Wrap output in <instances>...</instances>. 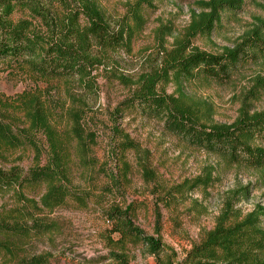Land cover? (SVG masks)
<instances>
[{
    "label": "rangeland",
    "instance_id": "1",
    "mask_svg": "<svg viewBox=\"0 0 264 264\" xmlns=\"http://www.w3.org/2000/svg\"><path fill=\"white\" fill-rule=\"evenodd\" d=\"M52 1L40 3L51 7ZM136 1L98 0L114 26L123 21L135 35L130 48L109 55L104 66L93 72V81L37 83L27 72L0 66V119L25 135L30 132L26 106L46 107L56 140L69 152V189L84 201L71 198L63 208L48 212L40 206L43 188L4 194L0 214L31 213L53 229L24 242L0 237V264L34 257L47 258L49 264H120L122 257L131 264H155L141 242L120 243V236L113 232L117 223L110 218L115 208L129 211L134 228L160 243L164 257L185 264L187 254L214 228L228 202L235 203L243 215L258 208L264 211V171L231 167L220 157L187 147L165 129L163 121L124 110L143 78L160 73L163 50L184 39L192 14L200 12L197 4L205 0H155L154 8L142 14L144 27L138 28L128 14ZM244 1L242 12L224 14L219 28L211 36L197 37L191 48L221 55L248 33H264V0ZM21 17L32 20L17 12L15 19ZM33 23L41 28L39 20ZM157 88L166 96L185 93L201 111L204 125H231L244 103L251 112L264 111V58L241 68L225 86L199 80L182 87L174 81L159 83ZM259 92L258 99L252 98ZM73 110L84 116L81 137L88 149L86 167L79 164ZM33 140L44 166L50 142L42 133ZM126 140L135 143L138 151L123 152ZM37 163L31 146L7 151L0 162L5 169L23 172ZM207 177L213 180L210 188H192Z\"/></svg>",
    "mask_w": 264,
    "mask_h": 264
},
{
    "label": "trees",
    "instance_id": "2",
    "mask_svg": "<svg viewBox=\"0 0 264 264\" xmlns=\"http://www.w3.org/2000/svg\"><path fill=\"white\" fill-rule=\"evenodd\" d=\"M52 2L49 7L41 4L40 0H0V66L27 72L37 83L93 81V72L104 66L109 55L130 48L134 30L123 21L114 26L98 0ZM154 2L137 0L129 7L128 14L137 23V28L144 27L142 14L146 8H154ZM197 6L200 12L192 14L184 39L176 40L171 50H163L160 73L144 77L140 89L123 108L127 112L163 121L165 129L187 147L220 157L231 167L264 171V111L251 112L244 103L233 124L208 127L202 123L199 108L192 106L185 93L179 92L178 96L172 97L158 92L159 83L171 81L178 87L199 80L225 86L241 68L264 58V33L258 30L248 33L234 49L221 55L192 49L193 40L199 36H211L221 25L224 14L240 13L246 3L244 0H205ZM17 12L27 14L32 20L24 17L15 19ZM33 19L40 21L41 28L38 29ZM251 96L258 99L260 92ZM25 112L30 123V132L25 135L0 119V162L7 151L31 146L38 163L28 172L18 168L5 169L0 164V198L12 190L20 192L38 187L45 190L40 200L43 211L63 208L71 198L84 203L69 189V152L56 140L49 111L46 107L27 105ZM70 116L74 125L72 131L80 145L79 164L86 167L89 164L88 149L81 137L84 116L78 110H73ZM39 133L47 136L50 142L51 153L44 166H41V155L33 140ZM122 151L137 152L138 146L126 140ZM212 182L207 177L191 186L207 190ZM243 191L248 193L247 188ZM234 204L232 201L226 204L214 228L206 232L201 242L187 254L185 264H264V211L258 208L243 215ZM110 213V218L117 223L113 232L120 236V243L141 242L149 249L155 264H175L163 256L160 243L144 237L140 230L134 228L128 218L129 211L115 208ZM52 229L31 213L0 214V237L24 242L41 238ZM109 242L113 246L116 244L113 239ZM122 258L120 264H131ZM16 264L49 262L47 258L34 257Z\"/></svg>",
    "mask_w": 264,
    "mask_h": 264
}]
</instances>
